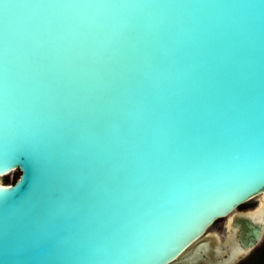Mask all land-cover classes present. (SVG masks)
<instances>
[{"label":"water","instance_id":"95a60500","mask_svg":"<svg viewBox=\"0 0 264 264\" xmlns=\"http://www.w3.org/2000/svg\"><path fill=\"white\" fill-rule=\"evenodd\" d=\"M261 177L264 0H0V264H227Z\"/></svg>","mask_w":264,"mask_h":264},{"label":"snow or ice","instance_id":"6c2138e0","mask_svg":"<svg viewBox=\"0 0 264 264\" xmlns=\"http://www.w3.org/2000/svg\"><path fill=\"white\" fill-rule=\"evenodd\" d=\"M258 186H264V177H261L258 180L250 181L246 186L240 188L239 190L235 191L234 194L231 195L230 198H228L225 202L220 203L218 205L213 206L210 210L207 211V214L202 219V222L200 223L199 227L196 229L195 233H193L192 236H190L187 240H184L175 247V249L171 252V255L167 257L166 259H174L176 255L179 254L180 251L183 250L184 247L187 246V243L190 242L191 239H194L196 236L200 234V232L203 230V228L209 224L213 218L222 215L225 212L230 211L234 206H236L238 203L245 201L247 198L250 197V195L257 190ZM264 199V197H262ZM262 209H264V204H262ZM255 214L249 213L247 219H254ZM229 226L231 227V222L229 221ZM234 231L240 232L241 229L237 228ZM251 250L250 248L248 249ZM239 251L242 254H246L243 248H240ZM207 264V262H206Z\"/></svg>","mask_w":264,"mask_h":264},{"label":"flooded vegetation","instance_id":"af4514ba","mask_svg":"<svg viewBox=\"0 0 264 264\" xmlns=\"http://www.w3.org/2000/svg\"><path fill=\"white\" fill-rule=\"evenodd\" d=\"M257 206L256 207H252L250 210H245V208L243 209L242 207H240L239 209H238V212H250V211H254L257 207H258V201H255L254 202ZM238 212L236 213V214H238ZM234 217V216H233ZM236 217V216H235ZM229 219V218H228ZM221 220V219H220ZM221 221H223L222 222V225H221V227H222V229L224 230V235H222L223 237H221V243H220V245H221V247H223V250L224 251H226L227 249L229 250H232V247H233V245H232V242H236V240L239 238V233L240 232H237V233H233L232 234V236L234 237L233 238V240H232V238H231V236H227V233L230 235V232H228V230L224 227V223H225V220H221ZM252 221H254L253 219H252ZM227 222V221H226ZM255 222V224H259L260 222H258V221H254ZM254 222L253 223H251L250 222V224L251 225H253L254 226ZM261 225H262V227H263V230H262V236H261V238H260V240L258 241V242H256V244L251 248V250L250 251H247L248 253L247 254H245L244 256H242V257H240L239 258V260H237L235 263L234 262H232V257H231V260L230 261H228V263L229 264H253V262H255L256 260H258L257 258L261 255L262 256V253H263V250L262 249H264V223L262 224V223H260ZM259 224V225H260ZM234 228H236V227H234ZM213 233V232H212ZM212 233H210V235H212ZM226 238H227V240L228 241H230L231 242V244L230 245H228V246H226V244H224V242L223 241H225L226 240ZM206 241H210V243L209 244H211L210 246H212V240L210 239V238H208ZM209 246V247H210ZM240 248H243V247H241L240 246ZM244 249V248H243ZM210 251V254L212 255V256H215V251H213V249H210L209 250ZM208 256V255H207ZM208 258L210 259H208V262L210 263V261H213L214 259L213 258H211L210 256H208ZM217 259V258H216ZM216 259H215V261H216ZM227 263V264H228ZM264 264V263H263Z\"/></svg>","mask_w":264,"mask_h":264},{"label":"bare ground","instance_id":"6f19581e","mask_svg":"<svg viewBox=\"0 0 264 264\" xmlns=\"http://www.w3.org/2000/svg\"><path fill=\"white\" fill-rule=\"evenodd\" d=\"M262 197H264V194H261L260 196H258L257 198H255L254 199V201H258V207L254 210V211H250V212H248L247 214H249V213H254L255 214V217H254V221H258V222H260V223H264V209H262V203H261V201L262 200H264V199H262ZM230 219V218H229ZM229 219H228V221H229ZM251 221H252V219H251ZM254 221H252V222H254ZM255 223V222H254ZM259 223V224H260ZM261 225V224H260ZM261 227H262V225H261ZM213 234V233H212ZM227 236H231V238H232V240H233V236L230 234H228L227 233ZM224 242V244H226V246H228V245H230L231 244V242L230 241H228L227 240V238H226V240L225 241H223ZM210 243V241L209 242H207V245L208 246H210L211 244H209ZM211 247V246H210ZM228 250V249H227ZM232 250H233V253H232V262H235L238 258H239V256H240V254H241V252L240 251H238V250H234V248L232 247ZM220 252L221 251H219L218 252V255H220ZM248 253V252H247ZM207 255L208 256H210L211 258H213L212 257V255L210 254V253H207ZM215 259L217 258V256H215L214 257ZM210 260V259H209ZM231 259H229V261H230ZM229 264V263H228Z\"/></svg>","mask_w":264,"mask_h":264},{"label":"rangeland","instance_id":"374dc122","mask_svg":"<svg viewBox=\"0 0 264 264\" xmlns=\"http://www.w3.org/2000/svg\"><path fill=\"white\" fill-rule=\"evenodd\" d=\"M255 201L252 200L246 204H243L241 205L240 207H242L243 209L245 208V210H250L252 207H256L257 205L254 203ZM238 207V209L240 208ZM222 222L220 219L215 221V224H213L212 226V230L211 232L215 233L218 232L221 236L224 235V230L222 229L221 225H222ZM223 237V236H222Z\"/></svg>","mask_w":264,"mask_h":264},{"label":"trees","instance_id":"16d2710c","mask_svg":"<svg viewBox=\"0 0 264 264\" xmlns=\"http://www.w3.org/2000/svg\"><path fill=\"white\" fill-rule=\"evenodd\" d=\"M263 250V253H262V256L260 255L256 260L255 262H253V264H263L264 263V249Z\"/></svg>","mask_w":264,"mask_h":264}]
</instances>
